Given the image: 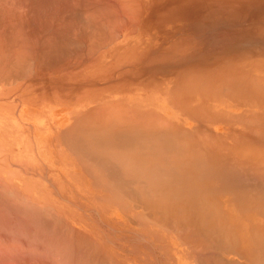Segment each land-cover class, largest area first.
Segmentation results:
<instances>
[{"label": "crops", "instance_id": "obj_1", "mask_svg": "<svg viewBox=\"0 0 264 264\" xmlns=\"http://www.w3.org/2000/svg\"><path fill=\"white\" fill-rule=\"evenodd\" d=\"M118 2H81L95 10L79 56L86 64L57 66L51 81L40 75L34 85L26 59L8 90L0 86V176L26 199L72 217L78 239L103 232L119 264H253L264 247L254 238L264 235V210L252 191L264 172V64L240 60L238 37L225 47L235 42V29L225 28L234 22L192 15L207 0ZM111 126L117 132L108 135ZM162 137L176 142L174 153L172 143L163 151ZM210 215L231 240L208 234Z\"/></svg>", "mask_w": 264, "mask_h": 264}, {"label": "rangeland", "instance_id": "obj_2", "mask_svg": "<svg viewBox=\"0 0 264 264\" xmlns=\"http://www.w3.org/2000/svg\"><path fill=\"white\" fill-rule=\"evenodd\" d=\"M5 1H8L7 5L4 4ZM82 1L85 0H15L14 7V0H0L2 92L8 90L10 82L15 79L16 71L21 70V74L24 73L26 59H32L34 85L36 82L39 85L40 75L47 74L48 80L51 81L55 76L52 71L57 66L72 64L74 60L80 61L81 64L88 62V58L79 56L88 51L90 42L87 40L86 25L91 20L90 13L95 10L80 7ZM224 10L202 13L205 17L212 18L210 13H213L214 17H224L226 22H234L235 24L225 25V28L235 29V42L226 40L225 47H232L238 37L240 60L245 61L247 58L244 56L247 55L255 57L252 60L264 64V2L258 3L248 11ZM200 15V12L196 14ZM251 50L254 53H250ZM18 65H22L21 69ZM48 68L49 73H46L45 70ZM256 91L259 93L260 88L257 87ZM145 126L152 128V124L145 123ZM257 178L264 181V172L258 171ZM95 219L98 220V217H95L94 221ZM76 223L78 222L72 217L61 215L55 206L26 199L0 176L1 247L14 245L13 247L20 250V253L24 247H28L29 251L38 252L40 249L49 258L53 257V260H49L46 256L45 259H39V263L49 260L50 264H52L50 261H54V264L55 261L58 264H110V262L119 264L114 256L106 253L103 232L92 235L93 237L82 236L78 239V234L71 227ZM260 224H263L262 221L257 222V225ZM1 234L3 238L6 237L2 239ZM31 253L33 254L32 251ZM43 253L41 254L44 255Z\"/></svg>", "mask_w": 264, "mask_h": 264}, {"label": "bare ground", "instance_id": "obj_3", "mask_svg": "<svg viewBox=\"0 0 264 264\" xmlns=\"http://www.w3.org/2000/svg\"><path fill=\"white\" fill-rule=\"evenodd\" d=\"M9 1H13V0H9ZM23 1V0H22ZM179 1H186V0H179ZM188 2H190L191 0H187ZM193 1V0H192ZM200 1H203V0H200ZM255 1H257V2H255ZM6 2V1H5ZM119 2H120V0H119ZM118 2V3H119ZM207 2H208V5L206 6V10L205 11H214V12H223V11H225L224 9H237V10H244V11H248V10H250V9H252V8H254L255 7V5H257L258 3H261V2H264V0H214V1H210V0H207ZM7 3H8V1L6 2V3H4V4H6L7 5ZM11 3V2H10ZM28 3V2H27ZM191 3V2H190ZM193 3V2H192ZM124 4V3H123ZM181 4V3H180ZM187 4V3H186ZM15 5H16V3H15V0H14V7H15ZM19 5V4H18ZM193 5V4H192ZM9 6V5H8ZM182 6V5H181ZM185 6V5H184ZM187 6V5H186ZM189 6V5H188ZM3 7H6V6H3ZM2 7V8H3ZM10 7H12V4H11V6ZM19 7H21L20 5H19ZM121 7H123L122 5H121ZM200 8V7H199ZM201 8H202V6H201ZM7 9V8H6ZM124 9V8H123ZM14 10V9H13ZM169 11H170V9H168ZM193 10V9H192ZM200 10V9H199ZM204 10V9H203ZM3 11H6V10H3ZM17 11H19V10H17ZM132 11H134V10H132ZM135 11H136V13H137V10L135 9ZM146 11V10H145ZM205 11H202V12H205ZM129 12H131V11H129ZM200 12V14H201V16H204V14L201 12V11H199ZM126 14H127V12H125ZM125 14V15H126ZM196 14H197V12H196V9H194L193 10V16H196ZM211 14V16H215V14H213V13H210ZM133 15V14H132ZM135 15V14H134ZM207 16H208V14H207ZM130 18H132V17H129L128 19L129 20H131ZM134 18V17H133ZM132 18V19H133ZM136 18V17H135ZM203 18V17H202ZM209 18V17H208ZM3 19V18H2ZM18 19L16 18V21H17ZM196 20H197V18H196ZM2 21V20H1ZM131 21H133V20H131ZM135 21V20H134ZM133 21V22H134ZM136 22V21H135ZM3 23V22H2ZM131 23V22H130ZM137 23V22H136ZM170 25V24H169ZM178 26V25H177ZM168 27V26H167ZM169 29V28H168ZM156 31V30H155ZM250 53H254L252 50L251 51H249ZM152 60H154V58L153 59H151L150 60V62L152 61ZM155 60H156V58H155ZM155 60H154V63H156L155 62ZM145 62V61H144ZM146 63V62H145ZM152 63V62H151ZM139 65V64H138ZM140 65H141V62H140ZM137 67V66H136ZM135 67V68H136ZM146 67V66H145ZM151 68V67H150ZM158 68V67H157ZM168 68V67H167ZM60 69V68H59ZM59 69H58V71H59ZM155 69V68H154ZM153 69V70H154ZM166 69V68H165ZM164 69V70H165ZM168 69H170V68H168ZM66 70V69H65ZM141 70V69H140ZM147 70V69H146ZM145 70V71H146ZM167 70V69H166ZM121 71V70H120ZM136 72V71H135ZM148 72V71H147ZM158 72V71H157ZM138 73V72H137ZM136 73V74H137ZM74 74V73H73ZM142 75V74H141ZM140 75V76H141ZM72 76V75H71ZM74 76V75H73ZM103 76V75H102ZM125 76V75H124ZM128 77H129V75H127ZM138 76H139V74H138ZM126 77V76H125ZM74 78V77H73ZM109 78V77H108ZM139 78V77H138ZM99 79V78H98ZM132 80H133V78H132ZM119 81H121L120 79H119ZM127 82V81H126ZM125 82V83H126ZM131 82V81H130ZM139 82V81H138ZM60 83V82H59ZM96 83V82H95ZM111 83V82H110ZM124 83V82H123ZM61 84V83H60ZM59 84V85H60ZM65 84V83H64ZM84 84V83H83ZM117 84V83H116ZM118 84H120V83H118ZM66 85V84H65ZM78 86H79V84H78ZM78 86H77V88H78ZM80 86H82V84L80 85ZM79 86V87H80ZM134 86H135V84H134ZM60 87V86H59ZM58 87V88H59ZM62 87H66V86H62ZM137 87V86H136ZM70 88H71V86H70ZM82 88V87H81ZM76 89V88H75ZM84 89H86V87L84 88ZM89 89V88H88ZM88 89L86 90V91H88ZM91 89H94V88H91ZM104 89V88H103ZM137 89V88H136ZM135 89V90H136ZM140 89V88H139ZM63 90H64V88H63ZM82 90H83V88H82ZM66 91V90H65ZM77 91V90H76ZM75 91V92H76ZM132 91V90H131ZM79 92V91H78ZM91 92H93V91H91ZM90 92V93H91ZM62 93V92H61ZM90 93H88V94H90ZM133 93V92H132ZM134 94V93H133ZM43 102V101H42ZM91 109V108H90ZM143 110V109H142ZM141 110V111H142ZM151 110V109H150ZM148 111H149V109H148ZM99 112H101V111H99ZM104 112V111H103ZM107 112V111H106ZM102 113V112H101ZM106 114V113H105ZM107 116H108V114H106ZM110 115H112V114H110ZM113 116V115H112ZM127 118V117H126ZM158 118V117H157ZM121 119V118H120ZM128 119V118H127ZM126 119V120H127ZM132 119V118H131ZM130 119V120H131ZM125 120V119H124ZM130 120H129V122H130ZM134 120V119H133ZM122 121V120H121ZM126 122V121H125ZM128 122V121H127ZM132 122V121H131ZM135 121H133V123H134ZM132 123V124H133ZM136 123V122H135ZM107 124V126H108V123H106ZM127 124V123H126ZM129 124V123H128ZM98 125H100V124H98ZM110 126V125H109ZM125 127H126V125H124ZM129 126V125H128ZM132 126V125H131ZM134 127H135V125H133ZM133 126H132V128H133ZM100 127V126H99ZM136 127H137V125H136ZM105 128V127H104ZM113 126H111L110 127V129H111V131L113 130ZM121 128H123V127H121ZM127 128V127H126ZM138 128V127H137ZM102 129V128H101ZM115 130H117L116 128H114ZM124 129V128H123ZM103 130V129H102ZM105 130V129H104ZM103 130V131H104ZM119 130V129H118ZM102 131V132H103ZM114 131V130H113ZM113 131L110 133V131H109V133H106V134H113ZM120 131V130H119ZM118 131V132H119ZM122 131V133H123V130H121ZM124 131H126V130H124ZM133 131V130H132ZM135 131H137V130H135ZM135 131H133V132H135ZM99 132H101V130L99 131ZM107 132H108V130H107ZM114 132H117V131H114ZM127 132V131H126ZM120 133V132H119ZM122 133H121V135H122ZM128 133V132H127ZM125 134V133H124ZM132 134V133H131ZM107 135V136H108ZM117 135V134H116ZM136 136H137V134H135ZM95 136V135H94ZM164 136V135H163ZM75 137V136H74ZM73 137V138H74ZM99 137V136H98ZM118 137V136H117ZM160 137V136H159ZM68 138V137H67ZM103 138V137H102ZM111 138H114V136L113 135H110V139ZM137 138V137H136ZM157 138V137H156ZM94 139V138H93ZM96 139V138H95ZM99 139H100V137H99ZM129 139L131 140V138L129 137ZM160 139V138H159ZM158 139V140H159ZM75 140V139H74ZM116 140V139H115ZM120 140V139H119ZM123 142H127L126 144L127 145H129V143H128V141L126 140V141H124L123 139H121ZM120 140V141H121ZM129 140V141H130ZM144 139H142V141H143ZM158 140H156V144H158L159 143V141ZM100 141V140H99ZM99 141H97V142H99ZM111 141V140H110ZM140 141H141V139H140ZM174 141H176V140H174ZM178 141V140H177ZM73 142V141H72ZM76 142V141H75ZM81 142V141H80ZM79 142V143H80ZM100 142H102V141H100ZM108 142V141H107ZM113 142V141H112ZM112 142H111V144H112ZM116 142H117V140H116ZM149 141H147L146 140V144L148 143ZM153 142V141H152ZM151 141L148 143V144H151V146L153 145V143H152ZM160 145H161V147H162V149H163V151H164V149L166 148V151L167 150H169V152H170V150H171V148L173 147H170L171 145H173L174 144V147L172 148V151L170 152V153H174L175 152V150H174V148H176L175 147V143L173 142H171V143H169V141H168V139H165V137H162L161 139H160ZM179 142H181V141H179ZM77 143V142H76ZM114 143H115V141H114ZM114 143L112 144V145H114ZM131 143H133L134 144V146L135 145H137L138 144V146H139V142L137 141V144H136V142L134 143V142H131L130 141V144ZM143 143V145H144V142H141V144ZM107 144H109V143H107ZM133 144H132V146H133ZM171 144V145H170ZM181 144H182V142H181ZM127 145H124V143H123V146L122 145H119L120 146V148L121 147H123V148H126L127 150H128V146ZM170 145V146H169ZM180 145V144H179ZM73 146V145H72ZM97 146V145H96ZM103 146V145H102ZM108 146V145H107ZM130 146V145H129ZM131 146V148H132V151H133V147ZM138 146L136 147V148H138ZM141 146L142 145H140V148H141ZM146 146V148L147 149H149L148 147H147V145H144V147ZM182 146H185V144H182ZM182 146L180 147V150H182L183 148H185V147H183L182 148ZM85 147V146H84ZM105 147V146H104ZM109 147V146H108ZM154 147V146H153ZM155 147H156V145H155ZM73 149H74V147H72ZM106 148V147H105ZM118 148V147H117ZM119 148V149H120ZM79 148H77V150H78ZM130 149V148H129ZM145 149V148H144ZM143 149V151H145ZM123 150V149H122ZM137 150H139V149H137ZM151 150H156V148L154 149H152L151 148ZM90 151V150H89ZM139 151H141V149L139 150ZM166 151H164V152H166ZM177 151V150H176ZM196 151V150H195ZM152 152V151H151ZM150 152V153H151ZM157 152V151H156ZM184 151H182V153H183ZM84 153H85V151H84ZM139 153H141V152H139ZM138 153V154H139ZM161 153V152H160ZM159 152L157 153V156H159L158 154H160ZM167 153V152H166ZM185 153V152H184ZM183 153V154H184ZM143 153H141V155H142ZM164 154V153H163ZM163 154H161V155H163ZM88 155V154H87ZM140 155V154H139ZM146 155V154H145ZM152 155V154H151ZM151 155H149V156H151ZM155 155V157H156V153L154 154ZM154 155H152L153 157H154ZM166 154H164V156H165ZM182 155V154H181ZM191 155H192V153H191ZM198 155V154H197ZM148 156V155H147ZM175 156H177V155H175ZM190 156V155H189ZM193 156V155H192ZM191 156V157H192ZM80 157V156H79ZM143 157H144V155H143ZM160 157V156H159ZM177 158V157H176ZM192 158H196L195 156L194 157H192ZM80 159V158H79ZM96 159V158H95ZM105 159V158H104ZM162 159V158H161ZM160 159V160H161ZM163 159H164V157H163ZM167 158H166V156H165V159H164V163H165V160H166ZM91 160H92V158H91ZM97 160V159H96ZM95 160V161H96ZM100 160H103V159H100ZM168 160V159H167ZM195 160H198L197 158L195 159ZM194 159L193 160H191V162L192 161H195ZM89 161H90V159H89ZM94 160H93V162H95ZM163 162V161H162ZM167 162V161H166ZM189 162H190V160H189ZM196 163V162H195ZM183 164V163H182ZM188 164H190V163H188ZM188 164H187V166H188ZM191 164H193V163H191ZM97 165V164H96ZM186 165V164H185ZM108 166V165H107ZM182 166V165H181ZM194 167H195V165H194ZM199 167V166H198ZM197 167V168H198ZM109 168V167H108ZM200 168V167H199ZM110 169V168H109ZM192 169V168H191ZM244 173V172H243ZM250 173V172H249ZM118 174V173H117ZM160 174V173H159ZM235 174V173H234ZM124 175V174H123ZM233 175V174H232ZM114 176V175H113ZM238 176H239V174H238ZM245 176H247V175H244V177ZM116 177V176H115ZM118 177H119V174H118ZM235 177H237V174H235ZM253 178H255V176H252ZM161 178H162V175H161ZM232 178V177H231ZM239 177H237L236 179H238ZM246 178V177H245ZM116 179H117V177H116ZM120 179L122 180V178L120 177ZM252 180H254V179H252ZM257 180V181H256ZM256 188H253V190L252 191H254L255 193V195H256V199H257V204H258V210H264V181H262L260 178L258 179V178H256ZM133 181L134 180H132V183H130V184H135V183H133ZM128 182V181H127ZM142 184H143V182L142 181H140ZM139 182V183H140ZM238 182V181H237ZM140 183V184H141ZM233 183H234V180H233ZM253 183V182H252ZM126 184V180H125V182H124V185ZM127 184H129V183H127ZM173 184V183H172ZM177 184H178V182H177ZM235 184V183H234ZM124 185H123V188H124ZM139 185V184H138ZM146 185V184H145ZM254 186V185H253ZM128 189H129V191H130V185H128ZM251 187V186H250ZM236 188V187H235ZM252 188V187H251ZM250 189V188H249ZM126 190V189H125ZM132 190V189H131ZM237 190V189H236ZM245 190V189H244ZM112 191V190H111ZM123 192H125V191H123ZM179 192H181V191H179ZM188 192V191H187ZM241 192V191H240ZM243 192V191H242ZM241 192V193H242ZM250 192V191H249ZM133 193V192H132ZM191 193V192H190ZM253 192H251V194H252ZM248 194V193H247ZM250 194V195H251ZM253 194V195H254ZM197 195V194H196ZM193 196V197H195V199L197 198V196ZM246 195V194H245ZM250 195H247V196H250ZM134 196H137V195H135V193H134ZM178 196V195H177ZM184 196H186V195H184ZM138 197V196H137ZM181 197V196H180ZM136 198V197H135ZM139 198V197H138ZM155 198V197H154ZM174 198V197H173ZM172 198V199H173ZM176 198V197H175ZM253 198V197H252ZM137 199V198H136ZM182 199V198H181ZM203 198H201V200H202ZM132 200H133V198H132ZM139 199H137V201H138ZM193 201V200H192ZM136 202V201H135ZM205 202V201H204ZM204 202H203V200H202V203L204 204ZM138 203V202H137ZM189 203V202H188ZM194 203V202H193ZM202 203H197L196 202V204L198 205L197 207H199V204H200V206H201V204ZM202 204V205H203ZM190 205V204H189ZM192 205V204H191ZM210 205V204H209ZM143 206V205H142ZM211 206V205H210ZM144 207V206H143ZM146 207V206H145ZM202 207V206H201ZM147 208V207H146ZM191 210V209H190ZM201 211L203 210V209H200ZM200 210H198V211H196V212H201ZM181 212V211H180ZM184 212V211H183ZM205 212V211H204ZM209 213V212H208ZM196 214V213H195ZM199 214V213H198ZM203 213H200V215H202ZM193 215V214H192ZM264 215V214H263ZM197 216H199V215H197ZM204 216V215H203ZM199 218H200V216H199ZM206 218V217H205ZM208 218V217H207ZM206 218V219H207ZM188 220V219H187ZM195 220H196V218H195ZM200 220V219H199ZM202 220V219H201ZM208 220V219H207ZM217 220H219V218H216V216H214V215H210V217H209V225L210 226H213V230H209V232H208V234H210V235H212V236H214L216 239H219L221 242H227V240L229 239V240H231L230 239V233L229 232H226V231H223L224 233H222V231H221V228H219L218 227V224L216 223L217 222ZM160 221V220H159ZM158 221V222H159ZM198 221V220H197ZM201 222V221H200ZM216 226H217V228H219V230L216 228ZM215 228L218 230H216V232H214V230H215ZM187 229H189V228H187ZM178 231V230H177ZM220 231V232H219ZM206 232V231H205ZM217 232H219V233H217ZM177 236H180V234L179 235H177ZM232 236H233V234H232ZM6 236H4V238H5ZM70 237H73V236H70ZM181 237V236H180ZM207 237V236H206ZM1 238L2 239H4L3 237H2V234H1ZM74 238V237H73ZM185 238H187L188 239V237H185ZM184 238V239H185ZM233 238V242H234V244H233V242H232V244L235 246V244H237L236 242H235V238L234 237H232ZM254 238H255V240H256V242H258V245L259 246H264V235H262V234H260V233H257L256 234V237L254 236ZM1 239V240H2ZM206 239V238H205ZM9 240V239H8ZM218 240V241H219ZM229 242V241H228ZM243 242V241H242ZM11 243V242H10ZM187 243V242H186ZM1 244V243H0ZM5 244H7V243H5ZM23 244V243H22ZM85 244V243H84ZM84 244H83V246H84ZM191 244H193V243H191ZM253 245V244H252ZM14 246V245H13ZM12 245L11 246H3V247H1V245H0V264H50L49 263V260L50 259H52L53 260V257L52 258H49L48 257V255H45V253H43V252H41V250L40 249H38V252H37V250L35 251V250H31L32 252H33V254L31 253V251H29L30 249L27 247H24L21 251V253H20V250H18L17 248V251H16V249L13 247ZM216 246V245H215ZM237 246V245H236ZM15 247H16V245H15ZM22 247V246H21ZM30 247V246H29ZM39 247V246H38ZM229 247V246H228ZM232 247V246H231ZM31 248V247H30ZM199 247H197L196 249H198ZM202 248V247H201ZM200 248V249H201ZM227 248V247H226ZM27 249H29V250H27ZM195 248H194V250H196ZM203 249V248H202ZM229 248H227V250H228ZM233 249V248H232ZM199 250V249H198ZM35 251V252H34ZM17 252V253H16ZM251 252H253L252 250H251ZM35 253V254H34ZM41 253H43L44 255H40ZM254 254H255V252H253ZM17 254V255H16ZM19 254V255H18ZM30 255H32V256H30ZM194 255V254H193ZM250 255H252V254H250ZM47 256V257H46ZM45 257H46V259L48 258L49 260L47 261V260H45L44 261V263H42L43 261H41L40 263H39V259H45ZM250 258V257H249ZM255 258H257V259H255ZM255 258L253 259V264H264V247L263 248H261V249H258V251H257V253H256V256H255ZM65 259V258H64ZM201 259V258H200ZM199 259V261H201ZM31 262V263H30ZM52 264H54L53 262L54 261H50ZM64 262H66V260L64 261ZM55 263L56 264H58L56 261H55ZM103 263H104V261H103ZM219 263V262H218ZM221 263V262H220ZM110 264H113V263H111L110 262ZM201 264H205V263H201Z\"/></svg>", "mask_w": 264, "mask_h": 264}]
</instances>
